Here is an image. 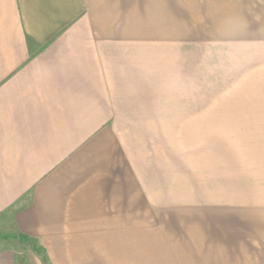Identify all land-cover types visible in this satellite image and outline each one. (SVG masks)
<instances>
[{
  "label": "crops",
  "instance_id": "crops-1",
  "mask_svg": "<svg viewBox=\"0 0 264 264\" xmlns=\"http://www.w3.org/2000/svg\"><path fill=\"white\" fill-rule=\"evenodd\" d=\"M203 3L215 23L226 14L264 39V0ZM146 12V0H0V229L34 243L24 264H172L112 122L131 91L129 48L116 40ZM18 257L0 243V264Z\"/></svg>",
  "mask_w": 264,
  "mask_h": 264
},
{
  "label": "rangeland",
  "instance_id": "rangeland-1",
  "mask_svg": "<svg viewBox=\"0 0 264 264\" xmlns=\"http://www.w3.org/2000/svg\"><path fill=\"white\" fill-rule=\"evenodd\" d=\"M203 2L146 0L145 20L116 40L129 48L131 91L112 122L172 264H264V160L248 126L264 110V39L226 14L215 23ZM2 242L19 264L36 249L0 229Z\"/></svg>",
  "mask_w": 264,
  "mask_h": 264
},
{
  "label": "trees",
  "instance_id": "trees-1",
  "mask_svg": "<svg viewBox=\"0 0 264 264\" xmlns=\"http://www.w3.org/2000/svg\"><path fill=\"white\" fill-rule=\"evenodd\" d=\"M19 262H21V261H19Z\"/></svg>",
  "mask_w": 264,
  "mask_h": 264
}]
</instances>
